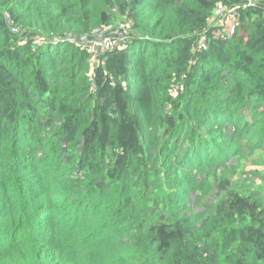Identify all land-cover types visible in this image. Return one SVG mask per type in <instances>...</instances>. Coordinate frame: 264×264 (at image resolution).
Segmentation results:
<instances>
[{
	"label": "trees",
	"instance_id": "1",
	"mask_svg": "<svg viewBox=\"0 0 264 264\" xmlns=\"http://www.w3.org/2000/svg\"><path fill=\"white\" fill-rule=\"evenodd\" d=\"M245 4L0 0V264H264V168L240 166L264 160V0Z\"/></svg>",
	"mask_w": 264,
	"mask_h": 264
},
{
	"label": "built area",
	"instance_id": "2",
	"mask_svg": "<svg viewBox=\"0 0 264 264\" xmlns=\"http://www.w3.org/2000/svg\"><path fill=\"white\" fill-rule=\"evenodd\" d=\"M256 2H257V0H246L245 6H254ZM236 9H237V7L234 8V9H230V14H229V17H232L234 19L233 24H231L233 26V29L236 26L239 25V21L237 19V11H236ZM223 13H224L223 12V7L222 6H219L218 11H217V14L221 16V15H223ZM224 15H225V13H224ZM224 31H226V30H224L222 28V30L219 31L217 34H223V37L222 38H226L228 35L225 36ZM201 41L202 42L205 41V36H202ZM84 45H87L88 46V52L89 53L94 54L98 49H106V48H109V47H113L114 43H113V41L111 39L101 40L99 38H96L95 40H93L91 42H88V44H84Z\"/></svg>",
	"mask_w": 264,
	"mask_h": 264
},
{
	"label": "rangeland",
	"instance_id": "3",
	"mask_svg": "<svg viewBox=\"0 0 264 264\" xmlns=\"http://www.w3.org/2000/svg\"><path fill=\"white\" fill-rule=\"evenodd\" d=\"M233 21H234V19L232 17L224 15L223 20L221 22L224 24L225 27H227V26H231V24H233ZM217 25H220V23H217ZM224 34H225V36H227L230 34V32L224 31ZM101 40H104V39H101ZM248 157H250L249 162H247L245 159H242L240 161L241 168L247 167L246 170H251V169H256V168L257 169H263L264 168V165H263L264 160L262 159L260 152H256L254 155L248 156ZM259 180L260 179H256V185H258L260 183ZM247 183L252 184V181L249 180V181H247Z\"/></svg>",
	"mask_w": 264,
	"mask_h": 264
},
{
	"label": "crops",
	"instance_id": "4",
	"mask_svg": "<svg viewBox=\"0 0 264 264\" xmlns=\"http://www.w3.org/2000/svg\"><path fill=\"white\" fill-rule=\"evenodd\" d=\"M220 24L222 25V28H223L224 30H226V31H228V32H232V30H233V26H232V25H231V26H227V27H225L224 24H223L222 22H220Z\"/></svg>",
	"mask_w": 264,
	"mask_h": 264
},
{
	"label": "clouds",
	"instance_id": "5",
	"mask_svg": "<svg viewBox=\"0 0 264 264\" xmlns=\"http://www.w3.org/2000/svg\"><path fill=\"white\" fill-rule=\"evenodd\" d=\"M234 29H235V28H234ZM234 29H233V30H234ZM232 32H233V31H232ZM232 32H231V33H232ZM231 33H230V34H231ZM230 34H229V35H230Z\"/></svg>",
	"mask_w": 264,
	"mask_h": 264
}]
</instances>
